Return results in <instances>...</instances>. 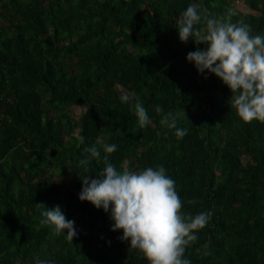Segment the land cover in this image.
I'll return each mask as SVG.
<instances>
[{"label": "trees", "instance_id": "trees-1", "mask_svg": "<svg viewBox=\"0 0 264 264\" xmlns=\"http://www.w3.org/2000/svg\"><path fill=\"white\" fill-rule=\"evenodd\" d=\"M192 2L264 33V0H0V264H149L107 212L78 198L79 161L98 142L118 145V169L163 165L182 212L212 210L186 246L192 264H264V121H243L229 87L186 60L203 47L178 37ZM125 90L151 125L138 126ZM157 104L179 113L183 138L160 123ZM40 203L74 219L73 241L41 224Z\"/></svg>", "mask_w": 264, "mask_h": 264}, {"label": "clouds", "instance_id": "clouds-1", "mask_svg": "<svg viewBox=\"0 0 264 264\" xmlns=\"http://www.w3.org/2000/svg\"><path fill=\"white\" fill-rule=\"evenodd\" d=\"M176 28L181 41L191 38L194 43L203 44L187 52L186 60L193 63L198 73L215 74L229 87L231 105L237 115L246 122L264 121V33L253 34L251 26L242 19L233 21L230 17L213 15L196 2L189 3L179 13ZM134 97L135 93L125 90L120 100L134 101L137 124L145 128L152 124V117L143 101ZM154 111L161 115L160 123L174 130L177 138L187 134V128L177 126L179 113L166 112L159 104L154 106ZM79 140L84 143V135ZM98 144L86 145L84 152L89 155L79 161L85 166L86 174L80 177L78 198L107 212L112 221L110 228L122 230L119 238L141 251L149 264H192L185 256L186 246L198 239L194 230L209 222L212 210L195 215L182 212L175 181L166 174L163 165L140 170L118 169L109 156L118 145ZM101 147L105 166L90 176L87 164L92 158H101ZM37 205L41 206V224L51 226L55 234L73 241L78 235L74 219L67 218L59 204ZM35 264H56V261L37 259Z\"/></svg>", "mask_w": 264, "mask_h": 264}, {"label": "rangeland", "instance_id": "rangeland-1", "mask_svg": "<svg viewBox=\"0 0 264 264\" xmlns=\"http://www.w3.org/2000/svg\"><path fill=\"white\" fill-rule=\"evenodd\" d=\"M65 183L68 184V183H70V181L68 180V181H66Z\"/></svg>", "mask_w": 264, "mask_h": 264}]
</instances>
